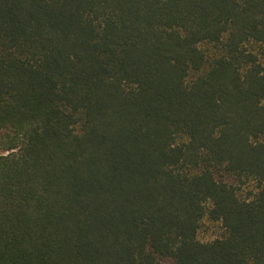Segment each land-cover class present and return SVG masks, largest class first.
Wrapping results in <instances>:
<instances>
[{
  "label": "trees",
  "instance_id": "obj_1",
  "mask_svg": "<svg viewBox=\"0 0 264 264\" xmlns=\"http://www.w3.org/2000/svg\"><path fill=\"white\" fill-rule=\"evenodd\" d=\"M0 264H264V0H0Z\"/></svg>",
  "mask_w": 264,
  "mask_h": 264
},
{
  "label": "rangeland",
  "instance_id": "obj_2",
  "mask_svg": "<svg viewBox=\"0 0 264 264\" xmlns=\"http://www.w3.org/2000/svg\"><path fill=\"white\" fill-rule=\"evenodd\" d=\"M208 234H210V232L208 231ZM206 235L202 232L200 233V237H205Z\"/></svg>",
  "mask_w": 264,
  "mask_h": 264
}]
</instances>
